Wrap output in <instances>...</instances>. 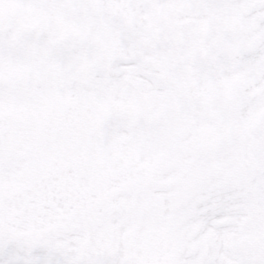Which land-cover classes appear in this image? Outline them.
<instances>
[{
    "label": "snow or ice",
    "instance_id": "6c2138e0",
    "mask_svg": "<svg viewBox=\"0 0 264 264\" xmlns=\"http://www.w3.org/2000/svg\"><path fill=\"white\" fill-rule=\"evenodd\" d=\"M0 264H264V0H0Z\"/></svg>",
    "mask_w": 264,
    "mask_h": 264
}]
</instances>
